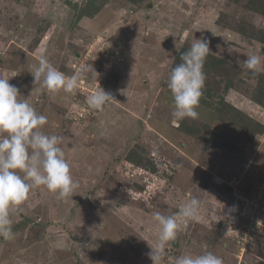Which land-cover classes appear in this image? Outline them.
<instances>
[{
    "label": "rangeland",
    "instance_id": "rangeland-1",
    "mask_svg": "<svg viewBox=\"0 0 264 264\" xmlns=\"http://www.w3.org/2000/svg\"><path fill=\"white\" fill-rule=\"evenodd\" d=\"M201 38L210 50L199 115L174 121L167 80ZM41 49L66 76L88 69L75 95L33 83ZM237 54L264 58V0H0V78L63 138L76 183L64 200L35 187L10 210L15 235L0 237V264H153V215L192 197L200 220L180 222L160 264L205 251L264 264L258 227L243 242L263 210L248 204L244 220L232 210L237 192L264 203V71ZM99 88L115 98L103 111L86 103Z\"/></svg>",
    "mask_w": 264,
    "mask_h": 264
},
{
    "label": "clouds",
    "instance_id": "clouds-1",
    "mask_svg": "<svg viewBox=\"0 0 264 264\" xmlns=\"http://www.w3.org/2000/svg\"><path fill=\"white\" fill-rule=\"evenodd\" d=\"M176 50L180 51L177 43ZM209 50L206 39H195L186 51L180 52L181 62L169 74L167 87L173 97L174 121L196 119L199 115L196 109L203 94L206 79L203 69ZM226 53L231 57L232 48L227 47ZM236 63L253 75L264 71V58L257 54H247L243 61L237 54ZM86 71L87 68L82 70ZM30 72L35 85L39 84L53 94L63 90L75 95L82 75V72H78L69 77L58 71L50 64L43 49L40 50L38 64ZM19 94V89L10 84L9 79L0 78V237L4 240H11L15 235L10 210L24 204L33 188L44 186L61 200L69 197L76 188L71 165L61 147L63 138L46 133L43 129L48 122L47 116L37 113L26 100L18 99ZM114 99L110 92L99 88L87 96L86 103L93 110L103 111ZM199 211L200 201L192 197L178 209L177 214L156 212L153 215L160 226L158 244L151 245L148 253L153 264H160L165 255V246L177 237L180 222H198ZM241 219L244 220L239 216L238 220ZM258 230L264 234L260 228ZM253 232L257 234L256 229ZM173 264L223 262L214 253L205 251L202 254L180 255Z\"/></svg>",
    "mask_w": 264,
    "mask_h": 264
},
{
    "label": "built area",
    "instance_id": "built-area-1",
    "mask_svg": "<svg viewBox=\"0 0 264 264\" xmlns=\"http://www.w3.org/2000/svg\"><path fill=\"white\" fill-rule=\"evenodd\" d=\"M248 204H252L253 205L252 207H260L264 213V203L260 198H252V199L249 197L245 198L243 195H240L238 192L236 193V198L232 210L234 211L235 214H238L240 215V217L243 218L244 216L250 214V210L246 208ZM254 223L255 226H253ZM256 227L260 228L261 231H264V219L249 224V226L246 229V232H244L245 237L243 238V242H247L249 238L252 237V233L256 229Z\"/></svg>",
    "mask_w": 264,
    "mask_h": 264
},
{
    "label": "trees",
    "instance_id": "trees-1",
    "mask_svg": "<svg viewBox=\"0 0 264 264\" xmlns=\"http://www.w3.org/2000/svg\"><path fill=\"white\" fill-rule=\"evenodd\" d=\"M223 96V95H222ZM224 98V97H223ZM257 122V121H256ZM257 129L255 130V133L258 135V136H261V135H264V124L262 122H257ZM254 133V135H256ZM257 137V136H256ZM231 189V188H230ZM257 234H260V233H257ZM256 234V235H257ZM264 236V235H263Z\"/></svg>",
    "mask_w": 264,
    "mask_h": 264
}]
</instances>
